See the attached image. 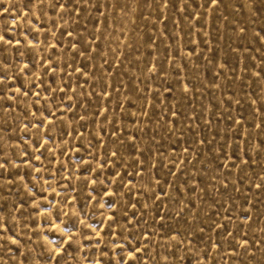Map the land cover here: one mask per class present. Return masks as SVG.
<instances>
[{
    "label": "rangeland",
    "instance_id": "obj_1",
    "mask_svg": "<svg viewBox=\"0 0 264 264\" xmlns=\"http://www.w3.org/2000/svg\"><path fill=\"white\" fill-rule=\"evenodd\" d=\"M0 264H264V0H0Z\"/></svg>",
    "mask_w": 264,
    "mask_h": 264
}]
</instances>
